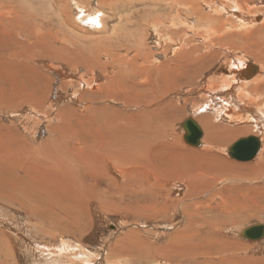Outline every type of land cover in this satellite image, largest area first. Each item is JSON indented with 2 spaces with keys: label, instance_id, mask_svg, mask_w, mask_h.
<instances>
[{
  "label": "rangeland",
  "instance_id": "1",
  "mask_svg": "<svg viewBox=\"0 0 264 264\" xmlns=\"http://www.w3.org/2000/svg\"><path fill=\"white\" fill-rule=\"evenodd\" d=\"M118 1L113 5L106 3L102 6L100 5V0H71L68 4L67 12L63 14L60 11V7H58L59 9L57 10L50 0H0L1 29L5 22L8 23V21L5 20L6 17L1 19V17L6 16V11L8 10L12 12L11 14H16V19H11L12 25L17 26L15 23L19 19L20 21H18L23 25L27 32L34 30V26L35 28L39 26L36 30L38 29L37 31L42 33L41 36L37 35L33 37L29 34L26 36L27 34L25 33L23 34L25 37L23 35V37L20 36L22 38L20 44L21 46L26 45L29 48L31 47L32 50L37 47L40 48V51L36 52L40 57L54 58V54L51 51H48V48H44L46 43L51 44L52 46H49L56 49H62L65 44H67L70 52H72V50H82V54L78 57H81V59L89 66L96 67L97 65L91 63V59L93 58L89 56H98L97 51H99V49L107 51L109 49L112 54L117 53V55L125 53V51H123L124 49L118 50L117 47V50L113 49L114 39L112 36L114 34V29L115 31L120 30L116 32L117 40L123 45L131 46L132 51L134 48L139 49L138 57L143 62L153 67L150 72L139 77V80L146 77L145 80L149 83L148 85L141 87L140 92L151 90L152 87L155 92H158L159 90V93L161 92L159 95H162L159 100L165 105L164 107L159 108V114L156 116V121L160 122V129L165 134L164 137L156 139V145L152 135L149 136L151 139L150 142H153L156 148L155 153L152 155V159L148 158L145 162L143 159H140L138 164L135 163L132 169L130 165H125V171H123L124 176L121 173L122 171L120 172V169L116 167L115 163L107 161L106 164H104L107 168L105 173L110 178V181L105 178V173H101V176L98 177V179H93L95 178V175L85 173V171L82 170L83 168L77 169L73 166L69 167L70 169L68 172L63 170L57 171V169L54 168H41L44 173L50 174L54 180L59 177V182L62 181V179L63 181L64 179L66 181L68 179V173H71L74 176L75 185H85L88 188L87 191L89 198H86L83 209L80 211L76 219L67 213L66 208L63 205H59L58 210H53L54 208L52 205L45 204V202H39L41 203L39 204V213L41 214L39 217H35L31 211L13 207L8 202L6 203L5 201L0 200V264H264V239L260 241H251L243 239L240 236V232L243 229L256 224H264V174L262 177L254 181L235 180V182L243 184L242 187L238 189L239 191L246 190V186L250 189L252 187H259L258 191H245L239 194V196L243 194L247 195V198L241 199L243 205L238 207L237 211L234 209L235 205L232 199L226 203L220 196H218L219 190H223L224 188L226 190V187L224 186L226 183L224 177L232 176V178H234L236 175L243 173L242 176L247 178L249 174L251 175L254 173L252 170L253 166L257 165L264 156V130L260 131L256 128V131L253 129L250 132H247V134L244 133L238 136L227 135L229 137L227 143L224 142L222 138H214L216 142L214 143L213 151H210V153L217 158L212 159L215 165H221L220 163L225 161V167L223 166L224 168L220 169L226 170H224V172H219L220 169H216L217 174L214 175V180L208 187L204 184H200L199 187L198 185L192 186L188 180L183 178L184 176L182 174H175L174 170L167 171L173 167L171 164L165 169L160 167V165L162 166L164 164L165 160L180 162V169H184V171L186 168L189 169V166L195 168L197 163H199L200 166H208L206 163L207 160L203 163L200 161L201 156L199 153L201 154L202 150L207 146L205 139H209L212 125L215 124L218 127L221 125L233 130L241 127H251L252 123L239 126L235 122L228 121V118L226 117H221L218 120L212 118L211 120L214 124L210 125L208 122L211 120H206L205 124L207 128L206 130L203 128L205 130L203 138L205 139L204 142L201 141L202 145L204 143L202 148V145L195 147L186 143L184 139L185 130L183 128V123L189 118L198 120L197 117L201 115V113L195 112V107H202L211 102V97L204 92V88L206 90L211 87L210 83L212 85L210 91L212 93L214 91L215 94L213 95V98H219L226 95V91H222L226 87H222L221 85V82H223L224 79H230L228 81L232 83L231 88L234 87V85L235 90L239 88L240 83L234 84L233 78L230 76L232 73L227 71L231 66H234L237 60L238 63L245 61L247 65L249 63V65L256 64L259 66V70H261L259 72L261 73L259 75L261 77L259 79V85H264V74L261 76L262 73H264V63H258L256 61L260 60V56L258 55L259 50L263 49L264 52L263 36L260 34L256 37L254 32H252L264 25V16L258 14L256 19L262 18V20L256 21L259 22L257 24L245 27L242 26L241 24L243 23L238 18L237 20L234 16V9L228 10L229 13L232 12L230 15L224 11V13L219 12L210 5L209 0H202L206 5L203 7V13L211 18H216L217 20L210 23L198 21V16L195 14L193 17V13H190L192 9L189 8L191 6L187 0H168L171 5L165 6L164 2L161 4V7L156 8L157 10H155V13V6H148V4L152 5L153 0H145L146 3H144V7L142 6V1L138 0L135 3L136 6L134 8H131L129 4L123 2L126 0ZM174 1L176 4H173ZM183 1L184 3L187 1L189 6L187 3L184 4ZM230 1L231 0H224L225 5H230ZM248 1L252 4L249 6L251 7L250 10L245 9V6L241 7L243 9V12H241V18L246 21L245 24H249L251 21V14H256L253 13V9L259 7L261 13H264V0ZM234 2L237 3V0H234ZM119 3L126 5L123 6ZM108 6L116 7L110 9ZM253 6L254 8H252ZM151 7H153L152 10ZM114 8L116 10H114ZM173 8L174 10H171ZM127 9L129 11H127ZM137 9H139V12H137ZM248 10L250 11V14L248 13ZM99 12L100 14H103V16H99ZM146 13L149 15V18ZM126 15H128L127 17L129 20L126 19ZM140 15L142 18H139ZM66 16L68 18L71 17V21L67 22L65 20ZM95 17L100 20L103 17L104 19L106 18L105 21L102 19L103 22L101 27L100 24L89 23V21L96 20ZM26 18L27 20L30 19L27 21ZM77 19L78 21H76ZM73 20L75 23L71 26L70 24H72L71 22ZM226 22H229L230 25L226 26ZM129 23H133L131 24L132 26L129 25ZM137 23L141 25L139 28ZM151 23L152 25L150 26ZM187 23H189V27L187 26ZM118 25L119 27H117ZM124 25L127 30L123 28ZM160 25L163 27H159ZM214 25L219 26V34H215L216 27ZM120 26L122 27L120 28ZM143 27L147 29L145 30ZM7 29L8 28L0 30V127L2 128H0V131L2 132H0V149L3 145H7L11 148L14 141L18 143L21 136H24L25 141L34 148L44 146L45 152L43 153H49L47 154L48 158L53 157V155L56 156V153L53 152L55 150L47 148L46 146V142L49 138H58V134L57 136L51 135V132L57 124L61 123V121L53 118L57 115L56 113L61 110L60 108H64L65 105L74 107V109L79 111V114L83 113L82 110H84L86 105L74 100V95L76 96L79 90L83 89V87L80 88L79 86H75L63 89L61 79L56 73L60 67L58 65H51V69L45 70L43 73V77L46 79L41 77L40 80L37 81L39 84L25 78L24 83H22L23 85L21 84L19 86V88L27 90L25 93H28V96H31L32 99L41 106L40 112L36 114L37 116L33 118V114L31 113L32 110L29 107L26 108L31 104L27 103L25 105L26 109H24L20 104L7 101L10 97L14 98V95L10 90L12 85L9 83L12 80L20 79L17 77L18 75H16V72L13 73V75L11 74L12 71L9 69L10 67H6L7 62H5V57L12 56L14 62L20 61L16 57L17 55L13 52L14 50L18 51L20 48L11 45V41L13 43L15 37L12 31L9 29L7 31ZM121 30L125 32L122 33ZM3 33L5 35H3ZM208 34L210 35V38ZM231 34L233 36L232 40L223 41L224 43H221L226 46L217 43V39L213 41V43L216 41L214 43L215 45L209 42L214 36ZM102 35L104 36L103 38ZM106 39L110 42L109 44H103L104 42L108 43ZM45 40H47V42H45ZM94 41L101 44L99 49L94 48ZM74 56L75 57L68 56L70 63L66 62L67 65L64 66V68L67 69L68 76L73 79L74 77L82 75L86 77L87 79H85L90 85H92L93 77L97 75L99 76L100 81L95 85H101L104 81L105 71L93 70L92 74H90V67L82 66L74 69L72 65L78 60H81L77 55ZM176 56H182L185 59V62L189 61L190 63H187L186 67L181 68L180 71L183 72L182 76H174V79H171L170 77L169 83H166V80L155 70L163 68L159 71L163 72L165 70V63ZM261 58L264 60V56H261ZM101 59L102 62L100 63H108V61H105L103 54L101 55ZM141 60L140 63H142ZM13 61L12 64H14ZM11 68L17 70L16 67ZM105 68H107L108 72H111V74L117 72L116 67L113 65ZM124 70L125 69L123 68L122 71ZM129 70L131 71L132 68ZM155 73L159 76H155ZM257 73H255L249 82H254V77ZM221 76L223 78H221ZM116 78L117 80H120V78ZM212 81H215V83ZM45 84L47 86H45ZM172 86H174L173 90ZM231 88L230 90H233ZM263 88H261V90H264ZM162 90H165L166 93H162ZM251 96L252 94L247 97V100L252 106L264 105V95L262 93L255 97V101L251 100ZM99 102L100 98L96 100L94 105H98ZM111 106L115 111L120 112L125 110V116L128 115L129 117L133 116V114L136 115L141 111V107L124 109V104L115 105L114 103H111ZM211 106H213V104H211L210 107ZM68 111H71V113L75 115L76 111ZM45 114H50V118L45 117ZM214 116H217L216 113ZM67 117L69 118L70 116L68 115ZM54 125L56 126L54 127ZM47 126L49 127L47 128ZM3 128L12 130H9L10 134H7L6 129ZM12 131L15 132L13 133ZM136 134L133 137L135 143L134 140L132 143L129 142V146H131L130 149L132 148L133 150L131 154H124V150L127 149H123L122 146L123 150H118L114 155L116 156L120 153L123 157L126 155L133 157L136 153L139 154V152L134 151L142 150L144 141L136 139L138 137ZM2 135L4 137L7 135L13 137L8 143H4L5 141L2 140ZM221 136H223L222 133ZM250 136H255L260 140H263V149L261 147L262 151H259L255 156L256 158L251 161H238L228 155L230 145L232 146L241 138ZM23 150L24 149H22L21 152ZM190 151L193 153H189ZM107 152H110V150H107ZM144 155L146 157L145 153ZM223 155H225V157ZM174 156L176 158H174ZM204 156H207V154ZM27 163V168L24 170L23 174L19 173L9 183L1 184L0 193H8L9 189L15 188L20 189L18 194L19 198L25 196L26 191L29 189L28 184L33 183L32 178L36 175L39 169L38 165L32 163L30 160ZM238 167H243L244 171L243 169L239 170ZM155 170L158 172L164 170V172L158 174ZM193 170L195 169L190 171ZM134 172H136V174H134ZM215 177L218 178L215 179ZM22 179L26 182L25 184H23ZM191 187L196 188V190L194 188L191 189ZM53 190L55 191V189ZM213 194L215 195L213 202L209 201V203L212 205L211 208L216 207L218 209L216 212L210 209L209 206H207L208 203L205 201ZM0 196H2V194H0ZM232 196L238 198L235 191L234 195L232 193ZM152 202L153 204L158 203L157 206L168 203L169 208L160 212L157 208L158 214L155 215V209L153 211V206L151 205L152 208L150 206ZM140 205L143 206L141 208L143 210L137 209ZM188 205L190 207L196 206L193 211L196 213L197 218H188L186 214L184 215L186 212L185 210H181L180 207L185 209ZM145 207L148 208L147 211L144 210ZM44 209L49 210L48 212L42 211ZM50 209L53 213L55 212L56 215H59L57 217L52 216ZM229 212L233 213L232 217L227 216ZM215 213H217V219L214 218L216 216ZM202 218H204L205 221H203ZM195 222L199 227H203L204 222L208 224V227L213 222V224L218 223L217 225L220 223L214 232L208 227L203 230L202 228L198 229V233L202 232L203 234H207L206 232L208 231H210L209 233H212L210 234V241L215 243V247L213 248L216 251H211V249L207 250L206 253L208 255L215 251L210 257L199 255L196 259L191 252L189 253L190 250L188 247L191 246L186 244L188 243L186 240L182 245L176 240V237L180 232L182 233V236L193 235L192 232H189L188 227ZM195 238H197V236ZM172 243L174 245H172ZM183 250L186 251L184 252ZM5 253L9 254L10 258L5 259Z\"/></svg>",
  "mask_w": 264,
  "mask_h": 264
},
{
  "label": "bare ground",
  "instance_id": "2",
  "mask_svg": "<svg viewBox=\"0 0 264 264\" xmlns=\"http://www.w3.org/2000/svg\"><path fill=\"white\" fill-rule=\"evenodd\" d=\"M50 1L57 10L59 9L58 7H60V11L63 14H65V12H67V7L69 6L68 4L71 0H50ZM117 1L118 0H100V5L103 6L106 3H110L111 5H113ZM119 1H121V0H119ZM137 1L138 0H126L123 2H125L126 4H129V6L131 8H134L136 6L135 3ZM140 1H142V6L144 5V3H146L145 0H140ZM187 1L189 2L190 6H191L189 8H191L193 11V12L190 11L191 10L190 9L189 10L190 13H193V17L195 15H197L198 21L208 22V23L217 21L216 18H211V17H209L203 13L204 12L203 7H205L206 5L202 2V0H187ZM187 1L185 3H187V5H188ZM209 1H210V5L219 12L224 11L225 13L230 15V13H232V12L229 13L228 10L234 9V12H235L234 16L236 17V19L238 18L243 23L241 25L245 26V27L252 26L254 24L259 23L256 21H261L262 18L256 19L258 17L257 16L258 14H261L264 16V13L262 14L260 8L257 7L255 9H253V13H256V14H251V17H250L251 21L249 22V24H245L246 21H244L241 18V12H243V9L241 7L245 6V9L250 10L251 7H249V6L252 4H250V2L248 0H237V3L239 5L237 3H235L234 0L230 1V5H225L224 0H209ZM164 2H165V6L171 5L168 2V0H153L152 5L148 4V6H155L154 7V13H155V10H157L156 8L161 7V4ZM176 2H178V1H176ZM183 3H184V1H183ZM119 4L123 5V6L126 5V4H122V3H119ZM173 4H176L175 1ZM246 5H247V8H246ZM113 7H116V6H112V7L108 6V8H110V9H113ZM152 8L153 7H151V10H152ZM184 8H185V6H184ZM252 8H254V6ZM263 8H264V3H263ZM139 9H137V12H139ZM147 9H148V7H147ZM5 10H7V9H5ZM114 10H116V9L114 8ZM151 10H150V12H151ZM171 10H174V8ZM127 11H129V10L127 9ZM248 11H246V12H248ZM11 13L12 12L10 10H8V11H6V16L1 17V19H4L6 17L5 20L8 21V23L5 22L2 29L8 28L14 34L15 38H14L13 43L11 41V45L16 46L17 48H20L18 51H16V50L13 51L14 54L17 55L16 57L20 61L14 62L12 56H8V57H5V62H7L6 67L7 66L10 67L9 69L12 71L11 74L16 72V75H18L17 77H19L20 79L12 80L9 83L10 85H12V88L10 90H11V93L14 95V98L10 97L7 101L14 102L16 104H20V105H22V107L24 109L29 107L32 110L31 113L33 114V118L35 116H37L36 114L40 112L41 106L39 104H37V102L35 100H33L31 96H28L29 95L28 93H25V92H27V90H24V88H19V86L22 83H24L25 78H28L30 81H33V82H36L37 84H39V82H37V81H39L40 78L44 76V74H43L44 71L51 69V65H58L60 67V69L57 70L56 73L58 74L59 78L61 79V82H62L61 84L63 85L62 88L66 89L67 87H75V86H79L80 88L83 87V89L79 90V92L76 94V96L74 95V97H75L74 100H77V102L79 101L81 104L84 103L86 106L84 105L85 107H84V110H82V112H83L82 114H79V111H77V109H74V107H71L70 105H67V106L65 105L64 108H60L61 110L58 113H56L57 115L53 119H55V120L57 119V120L61 121V123L57 124V126L54 125V127L55 126L56 127L52 129L51 135L57 136V134H58V136H57L58 138L56 139L55 137H51L46 142L47 148H52L53 150H55L53 152L56 153V156L53 155V157L48 158L47 154H49V153H47V152L43 153V152H45L44 146L34 148L32 145H29L27 143V141H25L24 136H21V139H19L18 143L15 141H14V144L11 143L13 145L11 148H9L7 145H3V147H2L3 150H2V148L0 149V186L3 183L7 184L10 181H12V179H14V177H16L19 173L23 174L24 170L27 168V164H28L27 162L29 160L32 163L37 164L39 169H38V172L36 173V175L33 178L31 177L33 179V183H30V181H29V183H30V184H28L29 189L26 191V194L23 198L18 197L20 189L11 188V189H9L8 193H0V194H2V196H0V200L5 201L6 203L8 202L13 207H17L20 209H25L27 211H31L35 217H39V215L41 214V213H39V210H40L39 204H41L39 202H45V204L52 205V207L54 208L53 210H55V209L58 210V206L63 205L66 208L67 213L76 219L77 216L79 215L80 211L83 209L86 198L87 197L89 198V194L87 191L88 188L85 185H78V186L75 185L74 184L75 183L74 176L71 173H68V179L66 181H65V179L63 181V179L60 178V179H62V181H60L61 182L60 183L59 179H58L59 177H57L56 180H54V178L50 174L44 173L43 169H41V168L42 167H47V168H51V169L54 168V169H57V171L63 170L65 172H68L70 169L69 167L73 166L77 169L83 168L82 170H84L85 173H90L91 175H95V178H93V179H98V177L101 176L100 174L105 173V171L107 170L106 166L104 165V164H106V161H107L110 163H115L116 167H118L120 169V172L122 171L121 173L124 176L123 171H125V167H126L125 165H130L131 169H132L133 166L135 165V163L138 164V161H140V159H143L144 162L146 160H148V158L152 159V155L155 153L156 148H155L154 143L150 142L151 139L149 136L152 135V138L155 142L156 139H160V138L164 137V135H165L163 133V131L160 129V125H161L160 122L156 121V116L159 114V111H158L159 108L165 106L164 103H162L159 100V98L162 95H159V94H161V92L159 93V90H158V92H155L153 87L151 90H144L143 92H140V88L144 87L145 85H148L149 83H147V80H145L146 77H143L141 80H139V77L150 72L153 67L151 65L146 64L145 62H143L138 57V52L140 51L139 49L134 48L133 49L134 52H133L131 46L123 45L119 40H117L116 32L120 31V30L115 31V29H114V34H113L112 38L114 39L115 48L113 46V49H116V47L118 48V50L124 49L123 51H125V53L122 55H117V53L112 54L109 51V49H108V51L104 50V49H99L101 44L98 42L99 41V39H98V41H97L98 43H96V41H94V48L99 49V51H97L98 56L95 55L93 57V55L89 54L90 55L89 57L93 58V59H91L92 60L91 63L94 65H97L96 67H94V66H89L84 60L81 59V57H78L80 54H82V52H83L82 50H81L82 52L80 50L79 51H73L72 50V52H70L69 46L65 43H62V44H65L64 47L62 46L63 47L62 49H56L54 47L51 48L49 46L51 44H47V43H46V45L43 44L44 48L45 47L48 48V51H51L54 54L53 55L54 58H52V59L48 58V57L44 58V57L38 56L36 54V52L40 51V48H38V47L36 49L32 50L31 47L29 48L26 45L21 46L20 41L22 39L21 37L24 36L23 34L26 33L27 34L26 36H28V34H29L30 36L34 37L37 35L41 36L42 33H39V31H37L38 29L36 30V28L39 26H37L36 28L34 26L33 27L34 30L27 32V30H25L23 25L20 24V22H19L20 20L18 18L17 19L19 21L17 20L15 23L17 26L12 25L11 19H13V18L16 19V14L15 13L11 14ZM248 13L250 14V11ZM98 15L103 16V14H100V12ZM146 15H148V14L146 13ZM182 15H183V13H182ZM127 16L128 15H126L125 17H127ZM150 16H151V14H150ZM157 16H158V14H157ZM147 17L149 18V15ZM70 18H68L66 16L65 20L67 22H69V21H71ZM139 18H142V16L140 15ZM144 18H145V16H144ZM87 19H89V18H87ZM102 19H104V17ZM102 19L100 20L99 18H96V20L89 21V23L100 24V27H101L102 22H103ZM105 19H104V21H105ZM126 19L129 20L128 17ZM179 19H181V18H179ZM184 19H185V17H184ZM26 20H27V18H26ZM91 20H92V18H91ZM76 21H78V19ZM123 21H126V20H123ZM136 21L139 22L138 20H136ZM184 21H187V20H184ZM9 22H11V23H9ZM30 22H32V21H30ZM71 23L72 24H70V25L72 26V25H74L75 21L73 20ZM133 23H129V25H131ZM221 23H222V21H221ZM221 23H219V24H221ZM188 24L189 23H187V26H188ZM151 25H152V23L150 24V26ZM161 25L159 27H163ZM218 25H214L216 27V31H215L216 33L215 34H219V30H218L219 26ZM228 25H230L229 22H226V26H228ZM104 26H106V25H104ZM140 26L141 25H139L138 28ZM117 27H119V25ZM121 27L122 26H120V28ZM125 27L126 26L124 25L123 28H125ZM2 29L0 28V30H2ZM8 29H7V31H8ZM125 29L127 30V28H125ZM123 30H121L122 33L125 32ZM166 31H167V29H166ZM252 32H254L256 37H258V35L262 34L263 42H264V25H262L259 29L254 30ZM18 33H19V35H18ZM3 35H5V34L3 33ZM208 36L210 38L209 34H208ZM53 37H55V36H53ZM103 37L104 36L102 35V38ZM102 38H100V39H102ZM112 38H110V39H112ZM215 39L218 40L217 43L221 44L223 41L232 40L233 36H232V34L231 35H224V36H220V35L214 36L213 39H211V40L209 39L210 40L209 42L211 44L215 45L214 43L216 41L213 43V41ZM16 40L19 42H17ZM23 40H24V38H23ZM26 40H27V37H26ZM45 42H47V40H45ZM107 42H108V40H107ZM30 43H32V42H30ZM109 43L110 42H108V43L104 42L103 44H109ZM43 45H41V46H43ZM223 45H225V44H223ZM229 45H232V44H229ZM104 46H106V45H104ZM109 47H110V45H109ZM225 49H226V47H225ZM65 50H67V51H65ZM99 52H100V54H99ZM102 54L105 57V61H108V63H105V64L100 63V62H102V59H101ZM74 55H77V57L79 59H81L72 65L74 69H77V68L82 67V66H86L88 68L90 67V69H89L90 74H92L93 70H104L105 71L104 81L101 83V85H99V86L95 85L97 82L100 81V78L97 75H95L93 77L92 85H90L89 82L86 80L87 78L82 76V75H80L79 77H74L73 79H71L70 76H68L67 69L64 68V66L67 65L66 62L70 63L68 56L69 57H71V56L75 57ZM258 55L260 56V60H256V61L258 63H264V60L261 58V56H264L263 49L259 50ZM140 60L142 61V63H140ZM12 61L14 62V64H12ZM236 62H238V60ZM187 63H190V62L189 61L185 62V59L182 56H176L175 58L170 59L169 61H167L165 63V67H164L165 70L163 72H159L163 68H158L157 70H155V69L154 70L159 75H161L162 78H164L166 80V83H169L170 77H171V79H174V76H176V77L182 76L183 72L180 70H181V68L186 67ZM111 65L116 67L117 72L113 71L114 73H112V74H111V72H108L107 68H105V67H109ZM250 65H253V64H250ZM100 66H102V67H100ZM248 66H249V63L247 65L245 61H242L238 65L231 66L229 68V70L227 69V71H230L232 73V75H230V76H232V78H233V83L234 84L240 83V86L237 90H235V85H234V87L231 88L232 83H230L228 81V80H230L229 78H227L228 80L224 79L223 82H221L222 83L221 85H222V87H226V89H225L226 95L219 97V99L217 97H214V98H217V100H219V101H216V99L213 98V95H215L214 91L212 90L213 93L210 91L211 90L210 88L212 87V85L210 83L211 87L206 89V90L204 88V92H206L211 97V102H209L207 105L206 104L203 105L202 107H195L194 111L201 113V115H199L197 117L198 120H195V121L199 124V126L202 129L204 134H205V130L207 128L205 121L211 120L212 118H215V120H218L221 117H226V118H228V121L235 122L239 126H243L245 124L249 125L252 123L251 124L252 129H251V127L250 128L249 127H245V128L241 127V128H236V130H233L229 127H224L221 125H220V127H218L211 120L208 122L209 125L210 124H214V125L211 126L210 133H209V139L204 138L205 141L207 142V146L205 147L204 150H202L201 154L199 153V155L201 156L200 161H202V163H203L205 160H207L206 163L208 166H200L199 163H197L195 168L189 166L190 170H192V169H195V170L190 171L188 168H186V170L184 171V169H180V167H181V166H179V165H181L180 162H172L171 160H165V162L162 166L159 164L160 167H163V169H165L166 167L170 166V164H171V166H173V167L167 171L174 170L175 174H182L184 176L183 178L188 180L192 186L198 185V187H199L200 184H204L205 186L208 187V186H210V183L214 180V175L217 174L216 169H220V168L225 167L224 166V164H225L224 159L225 158L223 159L224 162L220 163L221 165H219V164L215 165L214 164L213 159H215L217 157H215V155H212L210 153V151H213L214 143L216 142L214 138H222L223 141L227 143V140L229 139V137L227 135L238 136V135L244 134V133L247 134V132H250L253 129L255 130L256 128L260 131L264 130V105L252 106L249 103V101L247 100V97L251 94H252V96H251L252 101L256 100L255 97H257L258 94L262 93L264 95V90H261V88H263L264 85H259V81H260L259 79L261 78L259 76L261 73H259V72L261 70H259V66H257L256 64L253 65L254 67L249 66V68L247 70ZM11 67H16L17 70L12 69ZM123 68L125 69L124 71H122ZM130 68H132L131 71L129 70ZM244 71H246L245 75H244L246 79L243 78V72ZM257 71H258V73H257ZM157 73H155V76L157 75V77H158L159 75ZM255 73H257V75L254 77V82L253 83L249 82V80H251L253 78V74H255ZM263 74L264 73H262L261 76H263ZM222 76H221V78H223ZM116 77L120 78V80L119 79L117 80ZM235 77L237 78V80ZM225 78H226V75H225ZM43 79H46V78L43 77ZM215 81L214 82L212 81V82L215 83ZM46 84H47V82H46ZM46 84H45V86H47ZM216 85H217V83H216ZM6 86H8V85H6ZM173 87L174 86H172V90H173ZM87 88H88V90H87ZM230 88L233 90H230ZM228 90L230 91V93ZM162 93H166V91L162 90ZM216 93H217V91H216ZM98 98H100L99 104L94 105ZM27 103H29L31 105H28L25 108V105ZM111 103H114L115 105L124 104V107H123L124 109L141 107V111L138 112L136 115L133 114V116H130V117L128 115L125 116V114H126L125 110L120 111V112L115 111L114 108L111 106ZM211 104L216 105V108L215 107L211 108L210 107ZM14 107H15V105H14ZM246 108H249L252 110L251 116L248 115V113H246ZM6 109H8V108H6ZM68 110L76 111L75 115H73L71 113V111H68ZM12 112H13V110H12ZM215 113L217 116H214ZM50 114H45L44 116L47 118L48 117L50 118ZM67 114L70 116L69 117L70 119L67 117L68 116ZM48 127L49 126H47V128ZM203 128H205V130ZM3 129H6V128H3ZM9 130H12V129H6L7 134L9 133ZM12 132L14 133L15 131H12ZM221 133L223 134V136H221ZM135 134L138 136L136 139L144 141V146H143L142 150L134 151V152H139V154L134 153L135 155L133 157H131L129 155H126L125 157H123L120 153H118L115 156L114 154L117 153L118 150H121L122 146H123V149L124 148L127 149V150H124V152H125L124 154H129V153L131 154V152L133 150H132V148L130 149L131 146H129V145H130V143L133 142V140H134L133 137ZM12 137L13 136H11V135H7L6 137H4L2 135V140L5 141L4 143H8V141ZM204 139H203V142H204ZM261 140H260V142L262 144L261 147L263 149V140L262 141ZM134 143H135V140H134ZM155 144L157 145V142H155ZM203 146H204V143L202 145V148H203ZM230 147H231V145H230ZM137 148H139V147H137ZM22 149H24V150L21 152ZM134 149H135V147H134ZM140 149H141V147H140ZM262 149L260 148L261 151H262ZM101 150H102V153H101ZM107 150H110V152H107ZM144 153L146 154V157H145ZM189 153H193V152L190 151ZM137 154H138V156H137ZM205 154H207V156H204ZM139 155H142V156H139ZM167 156H170V155H167ZM223 156L225 157V155H223ZM174 158H176V157L174 156ZM171 159H172V156H171ZM219 160H221V159H219ZM228 164H226V165H228ZM240 168L238 167L239 170L243 169V167L241 169ZM224 170H226V169H224ZM224 170L220 169L219 172L220 171L224 172ZM252 170L254 173L251 175L249 174V176H247V178H244V176H242L243 173L236 175L234 178H232V176L230 174H228L231 177H228V176L224 177V181H226V183L224 185L226 187V190H225V188L223 189L225 191H223V190L218 191L217 190L218 196H220L221 199H223L226 203H228V201L230 199H232V201L235 205L234 209L236 211H237L238 207L243 205V203H242L243 201L241 199L247 198V195L243 194V195L239 196V194H241L245 191H252V192L258 191L259 187H252L250 189V188H248V186H246V188H247L246 190L239 191L238 189H240L243 184H241L239 182H235V180H238V181H240V180L241 181L242 180H253L254 181V180H257L260 177H262L264 174V156L257 163V165L253 166ZM243 171H244V169H243ZM155 172H158V171L155 170ZM163 172H164V170L162 172H158V174L163 173ZM58 173H60V172H58ZM134 174H136V172H134ZM235 174H237V173H235ZM104 175H105V178L108 181H110V178L106 175V173ZM24 177H29V176H24ZM217 178L215 177V179H217ZM25 183L26 182L23 180V184H25ZM217 183H219V182H217ZM150 188H152V187H150ZM193 188L194 187H191V189H193ZM53 189H55V191ZM194 189L196 190V188H194ZM234 191L236 192V195L239 199L232 196V193L234 195ZM214 197H215V195L213 194L211 197H209L205 201L208 203L207 206H209L210 209H212L216 212V210L218 211V209L216 207L211 208L212 205H211V203H209V201L213 202ZM157 204H155V203L153 204V202L150 204V206L151 205L153 206V211L155 209V211H154L155 215L158 214V210L160 212V211H164L165 209L169 208L168 203H164V204L159 205V206H157ZM189 205L185 209L183 207H180V206L179 207L181 208V210H185L186 213H184V215L186 214L188 216V218H192V217H194V219L197 218L196 213L193 211V209H195L196 206L190 207ZM140 206H138L137 209L143 210V209H141L143 206H141V207ZM152 206H151V208H152ZM147 207H149V206H147ZM147 207H145V209H144L145 211L148 210ZM157 208H158V210H157ZM48 210L44 209L42 211L48 212ZM186 210H188V211H186ZM50 211H51V209H50ZM49 214H50V212H49ZM215 214H216V216L214 218L217 219V213H215ZM58 215H56L55 212L54 213L52 212V216L57 217ZM232 215H233L232 212H229L227 214L228 217H232ZM206 217H208V216H206ZM202 220L205 221L204 218H202ZM213 223L209 227H208V224L206 222H204L203 227H199V225L196 224V222L194 224H191L189 227L186 226V227H188L189 232H192L193 235L182 236V233L180 232V234L177 235L176 240L179 242L180 245H182V243H184L186 240V242H188L186 244L191 246V247H188L190 250L189 253L191 252V254L195 256V258L199 255L200 256L204 255L206 257H210L216 251L213 248V247H215V243L210 241L211 240L210 234H212V233H209L210 231L206 232L207 234H203L202 232L198 233V229L202 228V230H203V229L208 227V228H211L214 232L218 228L220 223H219V225H217L218 223H216V224H213ZM196 236H197V238H195ZM172 245H174V244L172 243ZM188 248H187V250H188ZM210 249H211V251L212 250H215V251L211 252V254L208 255L206 253V251L210 250ZM183 251L185 252L186 250H183ZM140 256H141V254H140ZM233 257H236V256H233ZM7 258H10L9 254L5 253V259H7ZM240 262H241V260H240Z\"/></svg>",
  "mask_w": 264,
  "mask_h": 264
},
{
  "label": "water",
  "instance_id": "3",
  "mask_svg": "<svg viewBox=\"0 0 264 264\" xmlns=\"http://www.w3.org/2000/svg\"><path fill=\"white\" fill-rule=\"evenodd\" d=\"M183 128L186 143L195 147L200 146L204 133L199 124L193 118H189L183 123ZM260 148L261 142L258 137H245L236 141L228 149V155L238 161H251L259 153ZM240 236L243 239L260 241L264 239V224L247 227L240 232Z\"/></svg>",
  "mask_w": 264,
  "mask_h": 264
},
{
  "label": "crops",
  "instance_id": "4",
  "mask_svg": "<svg viewBox=\"0 0 264 264\" xmlns=\"http://www.w3.org/2000/svg\"><path fill=\"white\" fill-rule=\"evenodd\" d=\"M238 64H240V63L236 62V63L234 64V66H235V65H238ZM249 66H250V67H254L253 65H249ZM249 66L247 67V70H248ZM247 70H246V71H247ZM246 71L243 72V78H245L244 75H245V72H246ZM254 75H255V74H253V76H254ZM251 78H252V77H251ZM251 78H250V79H251ZM245 79H246V78H245ZM225 89H226V88H225ZM225 89H223L222 91H225ZM229 93H230V91H229ZM218 99H219V98H218ZM216 101H219V100L216 99ZM212 107H215V108H216V105L213 104V106H211V108H212ZM234 109H235V108H234ZM251 111H252L251 109L246 108V113H248V115H250V116H251V114H252ZM204 135H205V134H204ZM203 139H204V138H202V140H201L202 142H203Z\"/></svg>",
  "mask_w": 264,
  "mask_h": 264
}]
</instances>
